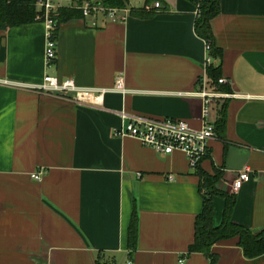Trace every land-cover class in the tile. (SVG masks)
Masks as SVG:
<instances>
[{"label": "crops", "instance_id": "0c3cea01", "mask_svg": "<svg viewBox=\"0 0 264 264\" xmlns=\"http://www.w3.org/2000/svg\"><path fill=\"white\" fill-rule=\"evenodd\" d=\"M54 2L61 8L73 1ZM218 2L211 26L222 56L214 62L230 91L252 99L213 107L216 137L196 170L181 151L165 155L115 134L128 115L202 128L203 101L194 92L206 42L195 32L196 3L160 0L162 9L149 18L64 22L49 67L44 22L0 30V264H264V254L246 258L237 238L207 254L189 252L206 193L199 172L220 171L216 189L232 195L236 173L249 167L232 221L255 234L264 230V0ZM132 7L144 8L141 1ZM120 74L127 94L108 93L102 108L34 89L45 75L111 89ZM213 203L219 227L226 199Z\"/></svg>", "mask_w": 264, "mask_h": 264}, {"label": "built area", "instance_id": "2783aa9c", "mask_svg": "<svg viewBox=\"0 0 264 264\" xmlns=\"http://www.w3.org/2000/svg\"><path fill=\"white\" fill-rule=\"evenodd\" d=\"M139 1V0H134ZM39 12H43V22L46 24V66H51L57 58V37L56 30L58 23L55 20L59 8L54 4V0H37L34 4ZM83 18H90L96 21L103 18L109 21H122L133 9L127 6L124 9H108L101 6L98 2L85 1L79 7ZM160 10L162 4L156 2L148 10ZM199 5L197 6V14ZM40 18V17H39ZM95 24V22H94ZM211 56V47L206 43V58L203 64V71L198 80V90L194 95L203 101L201 129L196 130L189 126L185 120L180 119H155L144 116L128 115L124 116L126 124L115 132L116 136L131 137L137 139L145 147L151 148L165 155L175 151L183 152L189 162L190 168L196 170L200 164L210 156V142L216 137V127L212 122V109L219 102L228 99H252V96L238 94L232 91L226 92L219 89V86L227 85L231 88L230 80L221 77L217 82L209 75V68L214 64ZM34 89L42 91L60 99L70 101L74 104L87 105L97 108L104 107L105 96L110 92L127 94L125 78L118 75L111 89L108 88H83L79 87L75 80L67 78L60 80L57 77L45 75L43 83L35 86ZM253 171L245 167L236 173L230 185V193L236 195L245 183H248ZM138 177L141 174H137ZM34 180L41 179V171L32 174ZM183 264V262H181Z\"/></svg>", "mask_w": 264, "mask_h": 264}, {"label": "trees", "instance_id": "16d2710c", "mask_svg": "<svg viewBox=\"0 0 264 264\" xmlns=\"http://www.w3.org/2000/svg\"><path fill=\"white\" fill-rule=\"evenodd\" d=\"M37 0L30 2L22 0H0V30H6L36 22H43V12H39L35 7ZM69 7L58 9L54 17L58 23L56 37L58 36L59 25L72 19L83 18L80 6L86 0H72ZM158 0H145V7L131 11V15L141 18H149L153 13L152 4ZM199 5V13L195 22V32L206 43L210 44L211 56L214 60H221V50L215 45L214 33L211 22L220 14V4L218 0H190ZM98 3L108 9H124L128 6L129 0H98ZM40 17V18H39ZM209 75L217 82L221 77L220 65L213 64L209 68ZM222 91L229 92L227 85L219 86ZM223 118V119H222ZM221 118L218 127L225 123L224 117ZM217 128V127H216ZM217 130V129H216ZM222 173L215 171L214 175L199 172L201 189L206 193L203 196V210L196 218L195 241L190 246L189 252L207 254L210 248L217 242L229 239H238V245L243 249L246 258L254 259L264 254V230L258 234L253 233L243 226L232 221V212L235 206V196L216 189V183L221 179ZM215 196H222L226 199L223 222L219 227H214V203ZM138 234V218L134 212L128 229V249L135 251ZM99 264V262H98Z\"/></svg>", "mask_w": 264, "mask_h": 264}, {"label": "rangeland", "instance_id": "374dc122", "mask_svg": "<svg viewBox=\"0 0 264 264\" xmlns=\"http://www.w3.org/2000/svg\"><path fill=\"white\" fill-rule=\"evenodd\" d=\"M86 1H87V2H90V3H91V2H95V1L98 2V0H93V1H92V0H86ZM140 1L143 3V7H145V0H139L138 2H140ZM157 2H160V0H158ZM134 3H136V1H134V0H129L128 6H129L130 8H132V6H133ZM155 3H156V2H155ZM54 4L56 5L57 8H59L58 5L56 4V2H54ZM152 6H154V3L152 4Z\"/></svg>", "mask_w": 264, "mask_h": 264}, {"label": "water", "instance_id": "95a60500", "mask_svg": "<svg viewBox=\"0 0 264 264\" xmlns=\"http://www.w3.org/2000/svg\"><path fill=\"white\" fill-rule=\"evenodd\" d=\"M22 1H27V2H30L31 0H22Z\"/></svg>", "mask_w": 264, "mask_h": 264}]
</instances>
